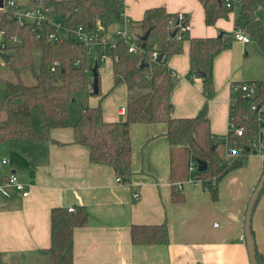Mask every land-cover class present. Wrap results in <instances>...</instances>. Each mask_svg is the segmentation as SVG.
<instances>
[{"label": "crops", "instance_id": "crops-1", "mask_svg": "<svg viewBox=\"0 0 264 264\" xmlns=\"http://www.w3.org/2000/svg\"><path fill=\"white\" fill-rule=\"evenodd\" d=\"M124 2V18L113 20L102 30V37L116 40L120 29L134 33L132 22L140 21L148 9L157 6H165L169 13H185L191 37L221 33L230 37L229 47L215 58L209 98L202 79L189 76L188 41L168 66L179 78L172 94L174 116L196 117L207 103L217 153L223 160H238L243 155H229L226 146L232 83L256 81L264 89V50L252 37L248 43L234 38L239 8L208 25L200 0ZM255 13L264 24V6H258ZM112 24L119 28L109 39L106 33ZM102 52L103 48L97 47L89 53V63L98 65L99 93L90 96L81 108L101 105L104 119L115 122L126 116L128 87H115L113 59L102 62ZM93 80L91 75L89 81ZM81 108H70L72 124ZM50 136L58 142L15 138L0 144V178L16 172L29 190L27 196L12 187L8 195L0 192V264H51L47 251L51 211L58 206H84L87 211V221L74 230V264H251L245 221L249 201L264 174L262 154L248 155L243 165L224 176L214 200L201 182L188 181L193 150L187 145L172 146L165 122L132 124L133 173L128 183L121 182L111 166L90 161L89 149L73 142V126L54 128ZM174 185L184 194L183 200L173 199ZM164 222L169 243L133 242L134 225ZM251 230L264 256V188L253 211Z\"/></svg>", "mask_w": 264, "mask_h": 264}, {"label": "trees", "instance_id": "trees-1", "mask_svg": "<svg viewBox=\"0 0 264 264\" xmlns=\"http://www.w3.org/2000/svg\"><path fill=\"white\" fill-rule=\"evenodd\" d=\"M50 15L56 22L69 28L82 27L89 32L98 26L107 28L113 20H122L125 13L124 0H44ZM205 9L208 25L219 18H226L235 7H228V0H200ZM239 14L235 18L237 29H244L264 50V24L256 16V8L264 6V0H235ZM1 11V10H0ZM189 22L187 18L181 25ZM135 40L143 47L139 54L128 51V46L119 42L110 49L113 58L115 87L126 84L128 103L124 119L108 122L104 119L101 105L81 108L78 120L72 124L70 116L73 95L86 89L92 66L89 52L83 42L73 37L56 41L50 34L58 31L55 24L45 22L41 27L29 28L0 12V31L5 38H17L19 42L8 47L15 50L7 66L12 68L17 80H4V94L0 98V144L15 138L27 140H54L50 132L54 128L73 126L74 143L89 149L90 161L111 166L121 182L128 183L132 171L131 126L134 123L168 124V137L172 146L187 145L193 151L190 157L208 162L206 171H199L196 178L207 188L212 199H218L219 182L231 170L243 165L252 153L264 155V123L258 110L239 92H233L230 123L243 127L242 135L233 130L229 133L231 145L242 148L238 160H223L216 150L207 118L206 103L196 117H176L173 114L172 94L178 77L169 69L172 56L181 53L184 42L190 43L189 76L202 79L204 93L211 96L215 58L229 47L230 37L221 33L215 37H191L189 30L182 31L178 13H169L165 6L148 9L144 17L132 22ZM159 47L154 62L148 54ZM40 50V66L34 67V51ZM55 62L60 66L52 71ZM22 65L35 70L37 82L27 84L20 72ZM141 65H144L141 68ZM264 102V89L259 84L255 97ZM237 156V155H233ZM189 157V160H190ZM264 188V187H263ZM263 190V189H262ZM172 197L184 199V194L175 185ZM84 206L70 211L67 206L54 207L51 211V245L47 249L51 264H74V230L87 221ZM254 237L253 231L251 230ZM132 240L135 244L169 243L167 223L134 225ZM258 264H264V256L255 243Z\"/></svg>", "mask_w": 264, "mask_h": 264}, {"label": "built area", "instance_id": "built-area-1", "mask_svg": "<svg viewBox=\"0 0 264 264\" xmlns=\"http://www.w3.org/2000/svg\"><path fill=\"white\" fill-rule=\"evenodd\" d=\"M228 7L234 6L236 8L237 2L235 0H228ZM16 1L14 0H4L3 8L0 10H4L8 18H12L17 20L19 23L28 26L29 28L41 27L43 23L48 22L55 24L58 27V31L60 29L64 30L67 33V36H61L58 34V31L55 33H51L50 37L56 41H62L67 37H73L74 39L83 42L88 49V52L95 50L97 47H102L103 52L100 54L99 58L102 62L112 58L109 51L117 46L119 42H123L128 46V51L133 54H139L143 51V47L135 40V35L129 29H120L117 31V39L116 40H108L101 36V32L104 29L102 26H98L97 31L89 32L84 30L82 27L79 28H69L63 26L62 24L56 22V20L50 15L49 9L45 6L44 0H32L31 4L28 6L27 10L20 12L16 10ZM8 9L6 10V8ZM187 19V16L183 12L178 13L179 26H181L182 31L189 30V22L186 24H182L184 20ZM234 38L238 41H242L243 43H248L251 41V36L244 30L238 29L234 34ZM19 40L17 38L7 39L5 38V33L3 30L0 31V52H8V47L17 43ZM159 55V47H154V49L148 54L149 61L154 62ZM113 59V58H112ZM60 66L59 62H55L52 66V71H56V69ZM86 89L93 93V81H88L86 85ZM232 91L239 92L244 97L249 99L252 103V108L259 111L261 115V121L264 123V102L259 104L255 100V97L259 91V83L256 81H242L237 83H232ZM235 131L237 135H242L244 132L243 127H234L233 124L230 123V129L226 138V146L229 155H239L243 152L242 148H236L231 145V140L229 139V133ZM264 156V155H263ZM4 164L7 163V160L2 161ZM189 178L188 181L192 184L200 183L201 180L196 178V174L199 173L198 161L192 156L190 157L189 164ZM14 188L17 191L21 192L23 196H27L29 194V190L27 189V185L20 181L16 172H11L7 177L0 178V192L8 195V188ZM139 196L138 193L134 194V197L137 198ZM74 208H70V211H73Z\"/></svg>", "mask_w": 264, "mask_h": 264}, {"label": "rangeland", "instance_id": "rangeland-1", "mask_svg": "<svg viewBox=\"0 0 264 264\" xmlns=\"http://www.w3.org/2000/svg\"><path fill=\"white\" fill-rule=\"evenodd\" d=\"M10 1V0H7ZM16 1V10L23 12L25 10H27L28 5L31 4L30 0H14ZM8 9V7L6 8V10ZM0 12H4V10H1ZM119 27L116 24H112L107 30L106 36L110 39L112 36H115L114 33L116 32V30ZM58 34H60L61 36L66 37L67 33L60 29L58 31ZM15 50H11L8 52L9 55H14ZM90 55H92V53H90ZM40 57H41V51L40 50H35L34 51V67L35 70L39 69L40 66ZM8 63V62H7ZM7 63L5 61H3V59L0 57V98L3 96L4 91H3V82L4 80H12L15 81L17 80V76L14 72V70L12 68H10L9 66H7ZM35 70L33 68H31L30 65H22L20 67V72H21V76L23 78V80L27 83V84H35L37 82L36 77H35ZM90 96H98V94H94V93H90L87 89L83 90V91H79L76 92L73 95V99H75V101L71 104V108L79 111L80 108L82 107V105H87V101L88 98Z\"/></svg>", "mask_w": 264, "mask_h": 264}, {"label": "water", "instance_id": "water-1", "mask_svg": "<svg viewBox=\"0 0 264 264\" xmlns=\"http://www.w3.org/2000/svg\"><path fill=\"white\" fill-rule=\"evenodd\" d=\"M4 6V0H0V8H3ZM145 43L143 44V47H145ZM0 57L7 63L10 60V55L6 52H0ZM144 65H141V68H143ZM92 75L94 77L93 80V87H94V94L99 93V72H98V65L95 64V66L92 69ZM198 168L199 171L203 172L208 169V162L206 160L198 159ZM264 187V174L255 189L249 204L247 208V215H246V221H245V235L247 237V245H248V251L250 254V261L251 264H258L257 257H256V250H255V239L251 232V224H252V215L255 208V205L258 201V198L260 196V193L262 192V189Z\"/></svg>", "mask_w": 264, "mask_h": 264}]
</instances>
